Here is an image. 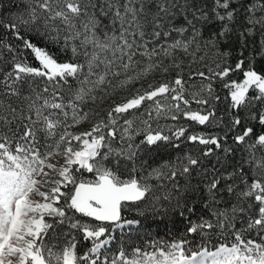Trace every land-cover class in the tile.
I'll use <instances>...</instances> for the list:
<instances>
[{
	"label": "snow or ice",
	"instance_id": "1",
	"mask_svg": "<svg viewBox=\"0 0 264 264\" xmlns=\"http://www.w3.org/2000/svg\"><path fill=\"white\" fill-rule=\"evenodd\" d=\"M22 2L0 15V264H264V0ZM125 228L178 238L109 260Z\"/></svg>",
	"mask_w": 264,
	"mask_h": 264
},
{
	"label": "trees",
	"instance_id": "2",
	"mask_svg": "<svg viewBox=\"0 0 264 264\" xmlns=\"http://www.w3.org/2000/svg\"><path fill=\"white\" fill-rule=\"evenodd\" d=\"M23 8H24V4H23L22 0H0V15H3L5 17L15 15L18 12L22 11ZM47 47L56 56V58L58 60L63 61L64 59H66V56L59 51L58 47L52 46L50 44H48ZM235 58L236 57L233 56L232 59L235 60ZM29 61L32 64L36 63L32 59L31 56H29ZM193 67H200V66L194 65ZM257 68L264 70V62L258 61ZM188 71H189V69L186 68L185 73H187ZM232 75H234L233 78H235L237 80L242 79V74L240 72H235ZM157 78H159V77H157ZM225 93H226V90L220 91V95L222 97L225 95ZM222 106H223V104L221 105V107ZM193 107H195V105ZM195 127H197V126L193 124V128H195ZM174 151H176V150L168 149L167 152L163 154V158L167 159L169 156H171L173 154ZM155 161L160 162V157L159 156L156 157ZM226 203H227V201H226ZM240 223L243 224L244 220L241 219ZM241 230L243 231V229H241ZM156 231H157L156 229H152L150 231H148V230L137 231L136 229H134L132 231H127L124 235H122L119 238V240L116 243H114V246L116 248V254H117V249L130 252V250L133 247H141V248H144L145 250H151L150 249L151 242H154L157 240L167 241V240L178 238V237H174L171 232L168 233L167 235L162 234L158 237L155 235ZM179 236L183 237L184 232L181 231L179 233ZM246 238L255 239L257 241H259V239H260V237L256 235L254 230L251 233L247 234ZM188 240H189L188 248H190V249H198L201 246L208 247L209 249H214L215 246H217L221 243L231 244L234 242L233 238L230 235H228L227 233H224L223 235H221V233L218 231L217 232H209L206 236L188 237ZM60 242L63 243L62 238H61ZM87 247H88V245L86 243L81 242L80 244H78L77 250H78V252L86 251Z\"/></svg>",
	"mask_w": 264,
	"mask_h": 264
},
{
	"label": "rangeland",
	"instance_id": "3",
	"mask_svg": "<svg viewBox=\"0 0 264 264\" xmlns=\"http://www.w3.org/2000/svg\"><path fill=\"white\" fill-rule=\"evenodd\" d=\"M234 75H232V78H233ZM159 79V78H157ZM235 79V78H233ZM88 127V124L85 123L82 128H87ZM82 128H77V129H73V131H80L82 130ZM135 228H125V229H117L116 232L114 233V236L116 237V239L114 240L113 244L109 246V250L105 252V256L111 260V258L115 257L117 254H116V248L114 246V243H116L119 238L124 235L127 231H132L134 230ZM149 234V233H148ZM151 234V233H150Z\"/></svg>",
	"mask_w": 264,
	"mask_h": 264
}]
</instances>
